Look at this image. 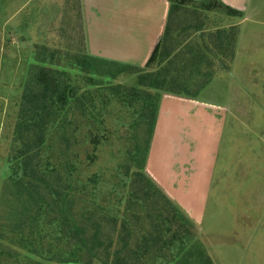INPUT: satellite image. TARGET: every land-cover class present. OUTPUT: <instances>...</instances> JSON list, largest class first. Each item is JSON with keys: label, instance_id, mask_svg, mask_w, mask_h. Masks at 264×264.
Wrapping results in <instances>:
<instances>
[{"label": "rangeland", "instance_id": "rangeland-1", "mask_svg": "<svg viewBox=\"0 0 264 264\" xmlns=\"http://www.w3.org/2000/svg\"><path fill=\"white\" fill-rule=\"evenodd\" d=\"M88 4L0 0V264H25L29 257L46 263L20 240L18 225L35 206L33 190L14 178L25 173L20 165L25 155L32 151L36 161L74 158L80 188L88 182L94 191L89 180L98 181L85 203L117 204L130 190L133 171L147 162L154 136L164 152L171 148L172 135L156 131L165 95L217 104L226 114L204 197L171 195L146 169L196 224L187 247L202 250L214 264H264V46L242 45L245 24L217 3L211 10L186 6L181 17L173 14L156 64L141 73L137 67L147 62L121 63L89 52L88 24L101 12L94 5L101 3L92 0L91 9ZM193 21L203 23L202 30L196 32ZM199 43L217 55L216 65L199 52ZM146 73L151 79L142 80ZM43 76L49 80L47 93ZM56 81L60 92L69 93L60 116L47 98ZM207 138L217 146L213 132ZM173 181L170 176L175 191ZM36 193L41 202L51 200L43 189ZM47 221L41 225L54 236L56 228Z\"/></svg>", "mask_w": 264, "mask_h": 264}, {"label": "trees", "instance_id": "trees-1", "mask_svg": "<svg viewBox=\"0 0 264 264\" xmlns=\"http://www.w3.org/2000/svg\"><path fill=\"white\" fill-rule=\"evenodd\" d=\"M168 1L170 13L164 36L169 35L173 14L177 12L181 17L182 10H189L185 9L186 6L211 10V5L217 3L230 16H241L220 0ZM192 25L196 32L202 30L203 23L193 21ZM160 49L161 42L144 67L136 66L138 72L143 73L156 64ZM199 52L212 60L210 65L217 64L214 58L217 55L207 45L199 43ZM141 78L151 79L148 73L142 74ZM41 79V82L46 81L44 90L47 93L49 80L44 76ZM60 88L61 84L56 81L54 90L47 97L48 101L58 105L57 116L65 111L66 103L69 102L68 91L60 92ZM92 141L98 144L100 140L95 135ZM31 152L20 161L25 173H16L14 178L27 190H33V201L30 203L35 206L18 227H22L19 230L21 243L32 255L42 256L46 260L45 264H50L55 257L60 264H214L202 250L194 251L195 246L187 247V242L194 237L192 227L197 226L146 171V158L143 167L138 166L139 169L131 174L130 190L123 201L117 204L112 201H94L92 204L85 202L88 201L87 194L91 195L98 187L97 177L89 180L91 185L97 186L94 191L88 190V182L80 188L77 185L79 180L75 174L77 162L74 158L62 155L54 161L49 157L43 161L39 157L40 153H36V158H40L36 161L35 157L29 155ZM40 189H43L44 196L47 191L51 200L45 198L41 202L40 195L36 193ZM46 220L54 224L55 227H51L56 228L51 232L55 233L54 236L47 234V229L41 225ZM176 247H180L179 251H175ZM28 259L25 264H43L31 257Z\"/></svg>", "mask_w": 264, "mask_h": 264}, {"label": "crops", "instance_id": "crops-1", "mask_svg": "<svg viewBox=\"0 0 264 264\" xmlns=\"http://www.w3.org/2000/svg\"><path fill=\"white\" fill-rule=\"evenodd\" d=\"M220 1L242 14L240 17L232 16L241 19L237 24H245L242 45L252 42L257 47L264 46V0ZM88 2L91 9L92 0ZM100 3L94 5L93 9H100L101 12L96 14L98 17H91L93 25L91 22L88 24L89 52L121 63L142 65L148 62L165 34L170 13L169 1L100 0ZM163 98L156 131L159 133L161 128L166 135H172L171 148L164 152L161 141L155 135L146 168L151 174H156V180L169 194L193 193L204 197L208 193L216 163L226 114L221 106L206 104L199 99L173 95ZM210 132L216 136V147L213 142L207 141ZM170 176L178 186L175 191L169 186ZM183 207L188 209L190 205L183 204Z\"/></svg>", "mask_w": 264, "mask_h": 264}]
</instances>
